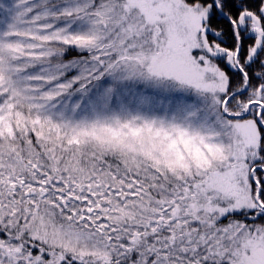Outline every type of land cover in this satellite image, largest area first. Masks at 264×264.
<instances>
[{"label":"snow or ice","instance_id":"6c2138e0","mask_svg":"<svg viewBox=\"0 0 264 264\" xmlns=\"http://www.w3.org/2000/svg\"><path fill=\"white\" fill-rule=\"evenodd\" d=\"M0 264H264V0H0Z\"/></svg>","mask_w":264,"mask_h":264}]
</instances>
